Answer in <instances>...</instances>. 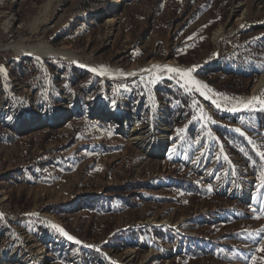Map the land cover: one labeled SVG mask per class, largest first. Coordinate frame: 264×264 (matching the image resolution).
<instances>
[{"label":"rangeland","instance_id":"obj_1","mask_svg":"<svg viewBox=\"0 0 264 264\" xmlns=\"http://www.w3.org/2000/svg\"><path fill=\"white\" fill-rule=\"evenodd\" d=\"M46 1L0 0V263L264 264V105L2 47L26 37L110 66L198 64L230 99L264 73V0H55L36 29ZM111 109L126 121L96 112ZM164 124L161 155L132 139L135 127L156 145Z\"/></svg>","mask_w":264,"mask_h":264},{"label":"bare ground","instance_id":"obj_2","mask_svg":"<svg viewBox=\"0 0 264 264\" xmlns=\"http://www.w3.org/2000/svg\"><path fill=\"white\" fill-rule=\"evenodd\" d=\"M55 0H47L44 3V11L43 19H38L35 21V28L39 29L40 22L42 20L47 21L49 14L51 12L52 6L54 4ZM117 6V3L115 0H110L109 5L107 8L112 9ZM42 10V9H41ZM42 13V11H41ZM40 13V15H41ZM223 29L218 28L214 33V38L217 42H220V39L223 36L222 33ZM2 47L9 48L12 47L14 50L21 54H27V55H35L40 58H44L45 56H55L63 58L69 62H74L78 65H81L90 71L92 69H95L94 72L96 75L103 79H120L124 77L129 76H138L143 79H149L152 75H167V74H177L179 77H181L186 84L189 85L190 88H195L199 90L201 93H203L206 97L212 99L216 104L222 106L223 108H245L251 105L261 104L264 105V98L261 95V92L264 90V73L261 75L259 81L255 85V87L252 89V91L249 94L245 95H238L233 96L230 99L225 98H217L214 97L210 91L209 85H207V82H204L194 71V69L197 67L198 64L194 65H186L182 64L180 62H177L175 60H172L170 58H167L165 60H150L144 65H132L130 67H122V66H110L103 63H96L92 62L87 56H82L79 53H76L74 50H72L69 47L66 46H55L54 44L47 43L45 41H39L36 44H29L26 42V37H21L18 40H14L12 42L4 44ZM212 60L208 62V65H212ZM169 69H176L177 71H170ZM192 71H188V70ZM198 82V83H196ZM97 114H108L109 117L123 120V122L126 121L128 113L118 110H108L106 112L102 110H97ZM66 116L65 111H60L55 115V120L59 121L61 118ZM126 124V123H125ZM124 124V125H125ZM37 126L38 120H29L27 122L20 123L18 127L20 129H26L30 126ZM165 125V129H163V133L161 134V137L159 138V141L156 145L150 144L147 139H145L142 136V133L137 130L135 127L131 129L132 139L141 147H143L146 151H152L154 154H163L165 147L167 145V126ZM43 216L47 217L49 220H51L57 227L64 230L63 225L57 221V219L50 214H44L40 213ZM13 254V253H12ZM14 257L11 255L9 258ZM4 261H1L0 264H4Z\"/></svg>","mask_w":264,"mask_h":264},{"label":"trees","instance_id":"obj_3","mask_svg":"<svg viewBox=\"0 0 264 264\" xmlns=\"http://www.w3.org/2000/svg\"><path fill=\"white\" fill-rule=\"evenodd\" d=\"M165 95L168 97L167 99H172L173 98V93L170 92L168 89L165 90ZM170 101V100H169ZM184 102H187V99L184 101ZM182 106H180V109H176V114L175 115H179L181 117H183V113H182ZM262 119L264 120V117H262Z\"/></svg>","mask_w":264,"mask_h":264},{"label":"snow or ice","instance_id":"obj_4","mask_svg":"<svg viewBox=\"0 0 264 264\" xmlns=\"http://www.w3.org/2000/svg\"><path fill=\"white\" fill-rule=\"evenodd\" d=\"M170 71H177L176 69H169ZM92 71H96L95 69H92ZM188 71H192L191 69L190 70H188ZM196 83H198V82H196ZM261 156L262 157H264V153H261ZM61 231H63L62 229H61ZM64 235H68L67 233H64ZM68 239H74L73 237H71V236H68ZM77 242H79V241H77ZM261 250H264V246H262V248H261Z\"/></svg>","mask_w":264,"mask_h":264}]
</instances>
